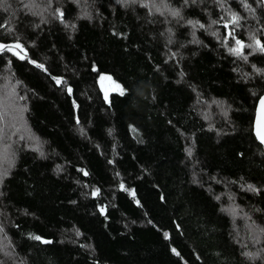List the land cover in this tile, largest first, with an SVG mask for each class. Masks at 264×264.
<instances>
[{
  "label": "trees",
  "instance_id": "obj_1",
  "mask_svg": "<svg viewBox=\"0 0 264 264\" xmlns=\"http://www.w3.org/2000/svg\"><path fill=\"white\" fill-rule=\"evenodd\" d=\"M247 3L0 4L23 47L0 52V264H264V55L229 51L264 42Z\"/></svg>",
  "mask_w": 264,
  "mask_h": 264
},
{
  "label": "snow or ice",
  "instance_id": "obj_2",
  "mask_svg": "<svg viewBox=\"0 0 264 264\" xmlns=\"http://www.w3.org/2000/svg\"><path fill=\"white\" fill-rule=\"evenodd\" d=\"M6 0H0V4H3L5 3ZM51 2V0H49V3ZM123 2L125 4H129V3H138V2H141V0H123ZM192 3H195L196 0H191ZM217 3H220L221 0H216ZM184 3L187 4L189 3V0H184ZM241 3L243 4V6L245 8H247L249 11L253 12L255 11V9L252 8V6L250 4L247 3V0H241ZM260 3L262 5H264V0H260ZM27 7V5H25ZM142 6L144 7H147L148 5L147 4H142ZM7 10V9H5ZM35 14V13H34ZM56 15H58V17L61 19V21L63 22V12L57 10V13ZM172 15L176 16V17H179L180 16V12L179 11H173L172 12ZM240 17L233 13L231 15V19L229 22L225 23V27H229V26H239V22H240ZM189 24L193 25V27H195L198 22H194V21H188ZM213 23H216V21H213ZM199 27L200 28H203L205 27L203 24H199ZM9 31H11V29H9ZM229 36L232 35L231 32L228 33ZM233 39H235V37H233ZM249 39L252 41V43L248 44V45H245V43L240 40V39H235V47H231L229 49V51L233 54V55H236V56H240L242 57L244 60H247L248 59V56L247 55H244L243 53V49L245 47H248L250 49H252V52L249 53V55L251 54H254V53H259L261 55H264V42H262L260 39H258L255 34H250L249 36ZM14 50H19L20 52H23V47L22 45L17 42V43H14V44H11V45H6V44H3V43H0V52H13V54H18L17 52H15ZM21 59H23L24 57L23 56H20ZM38 67H42L41 65H37ZM255 67V66H254ZM256 71L261 74V75H264V70H261V69H256ZM57 83L59 84L60 83V80H57ZM116 87H120V85H116ZM69 92H71V88L68 89ZM125 94V90L123 88H121V95ZM105 99H107V96H105ZM260 106H261V114L257 120V136L258 138L260 139V142L261 143H264V98H261L260 100ZM85 175H87V173H85ZM2 175H0V182H2ZM123 184H121V188L123 189ZM249 189L252 190V191H258L257 189H255L252 185H249ZM134 195V193H133ZM139 203V202H137ZM101 211H103V209H101ZM165 237L167 238L168 234L167 233H164ZM34 239L36 240H40L41 238L39 236H36L34 237ZM44 243H51V241H47L45 240ZM173 251L175 252V249H173ZM246 256L252 258V259H255V256L254 254L252 253H245Z\"/></svg>",
  "mask_w": 264,
  "mask_h": 264
},
{
  "label": "rangeland",
  "instance_id": "obj_3",
  "mask_svg": "<svg viewBox=\"0 0 264 264\" xmlns=\"http://www.w3.org/2000/svg\"><path fill=\"white\" fill-rule=\"evenodd\" d=\"M99 85H100V88L101 90L104 92V94H108L112 91H115V92H120L121 91V87H116V84L114 81L111 80V78H109V76L107 75H102L100 78H99Z\"/></svg>",
  "mask_w": 264,
  "mask_h": 264
},
{
  "label": "water",
  "instance_id": "obj_4",
  "mask_svg": "<svg viewBox=\"0 0 264 264\" xmlns=\"http://www.w3.org/2000/svg\"><path fill=\"white\" fill-rule=\"evenodd\" d=\"M261 98H264V94L258 99L256 106H255V113H254V121H253V134L257 140V142L263 147L264 149V143L260 142V139L257 136V120L261 114V106H260V100Z\"/></svg>",
  "mask_w": 264,
  "mask_h": 264
}]
</instances>
